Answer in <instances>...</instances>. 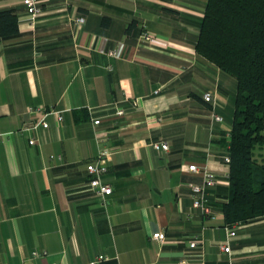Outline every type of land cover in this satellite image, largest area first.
<instances>
[{"label":"crops","instance_id":"obj_1","mask_svg":"<svg viewBox=\"0 0 264 264\" xmlns=\"http://www.w3.org/2000/svg\"><path fill=\"white\" fill-rule=\"evenodd\" d=\"M206 1L37 0L31 25L21 0H0L18 17L0 35V264H264V216L223 212L236 82L195 49ZM41 118L48 128L19 131ZM102 149L103 198L86 170ZM190 164L215 172L214 218L192 206Z\"/></svg>","mask_w":264,"mask_h":264},{"label":"trees","instance_id":"obj_2","mask_svg":"<svg viewBox=\"0 0 264 264\" xmlns=\"http://www.w3.org/2000/svg\"><path fill=\"white\" fill-rule=\"evenodd\" d=\"M17 32L14 9H1L0 35ZM195 49L236 82L223 212L227 224L248 222L264 216V0H207Z\"/></svg>","mask_w":264,"mask_h":264},{"label":"built area","instance_id":"obj_3","mask_svg":"<svg viewBox=\"0 0 264 264\" xmlns=\"http://www.w3.org/2000/svg\"><path fill=\"white\" fill-rule=\"evenodd\" d=\"M22 4L26 8V12L28 14L27 16V22L31 25H34L37 19V14L39 12V8L37 5V0H21ZM77 22L82 23L84 19L82 17L76 19ZM142 38L149 42H156L161 43L156 37H153L151 34L147 32H143L141 34ZM122 44L119 45L118 50L114 53L115 56H119L122 50ZM112 54V53H111ZM203 100L205 102H208L212 105V107L215 105V99L213 97V94L210 92H205L203 94ZM39 108H33L29 107V111H38ZM47 114H53L55 118L59 121L62 119V116L60 114V111L54 110V109H48L45 111ZM123 113L122 109L117 110V114L121 115ZM210 117L212 121L220 122L222 120V117L217 114L213 109L211 110ZM94 123H98L99 119H94ZM48 122L44 120V118L39 119L35 123L29 125V126H23L19 131H27V130H36L37 128L41 127L43 129L48 128ZM29 144H35L36 138L30 137L28 140ZM152 147L156 150H162V151H168L169 147L168 144L164 141H157L152 143ZM109 154V151L107 149H102L98 152V154L86 164V170L88 174L91 176L88 181V186L101 198H103L106 195H109L112 191V188L109 184L104 183L101 181V175L106 172L107 170V155ZM224 161L226 163L229 162V157L225 156ZM189 171L199 174L202 178L201 183H191L190 184V195L192 198V206L194 208H198L202 215L209 216L211 218H214V213L211 209L210 204L207 201L206 198V188L209 186H212L216 182L215 178V172L208 168H200L195 164L188 165ZM228 236H233L235 234V231L233 229L228 228L227 230ZM152 237L154 239H158L159 241H163V236L160 232L153 233ZM197 244L196 237L189 242L190 247H195ZM223 250L228 252L229 246L225 245L223 246ZM33 256L38 255H45V252L38 253L34 251L32 253ZM108 257L106 255H99L96 260L92 262V264H97L101 260H107ZM51 264H58V263H51Z\"/></svg>","mask_w":264,"mask_h":264}]
</instances>
